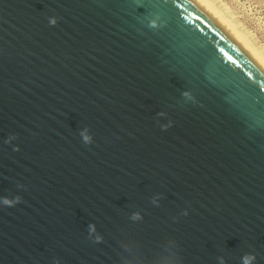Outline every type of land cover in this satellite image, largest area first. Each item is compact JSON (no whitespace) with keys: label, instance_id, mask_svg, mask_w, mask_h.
<instances>
[{"label":"water","instance_id":"95a60500","mask_svg":"<svg viewBox=\"0 0 264 264\" xmlns=\"http://www.w3.org/2000/svg\"><path fill=\"white\" fill-rule=\"evenodd\" d=\"M247 253L264 69L196 0H0V264Z\"/></svg>","mask_w":264,"mask_h":264},{"label":"rangeland","instance_id":"374dc122","mask_svg":"<svg viewBox=\"0 0 264 264\" xmlns=\"http://www.w3.org/2000/svg\"><path fill=\"white\" fill-rule=\"evenodd\" d=\"M205 1V0H204ZM234 31L264 57V0H207ZM223 14V15H222ZM231 23V24H230ZM235 28H234V27ZM245 41V43H246ZM255 52V51H254ZM264 59V58H262Z\"/></svg>","mask_w":264,"mask_h":264},{"label":"bare ground","instance_id":"6f19581e","mask_svg":"<svg viewBox=\"0 0 264 264\" xmlns=\"http://www.w3.org/2000/svg\"><path fill=\"white\" fill-rule=\"evenodd\" d=\"M210 15H211V17L264 69V59H262V58H264V57H259V56H262V55H257L256 53H258V52H256V50H252L250 47H252V46H250L249 47V45H248V43H247V41H246V39L245 40H243V37H241V36H239L241 33H236L237 32V30H236V32L234 31V29L233 28H231L232 27V24L229 26V24L227 23V21H225L223 18H221L220 16H219V14L216 12V10H214V8L212 9V7H211V4L210 3H208V2H206L207 0H196ZM223 15V14H222ZM234 27V26H233ZM235 28V27H234ZM245 41H246V43H245ZM253 48V47H252ZM255 51V52H254Z\"/></svg>","mask_w":264,"mask_h":264},{"label":"clouds","instance_id":"9594fccd","mask_svg":"<svg viewBox=\"0 0 264 264\" xmlns=\"http://www.w3.org/2000/svg\"><path fill=\"white\" fill-rule=\"evenodd\" d=\"M49 22L50 24L55 25L57 23V19L55 17H51L49 18ZM79 134H80L82 141L85 144L92 143V135L90 133V130L87 127L82 128ZM3 202L6 204L11 203L7 198H4ZM89 228L90 230L94 231L95 226L89 225ZM254 261H255V256L252 253H247L241 258V264H254ZM219 264H225L223 257L219 258Z\"/></svg>","mask_w":264,"mask_h":264}]
</instances>
